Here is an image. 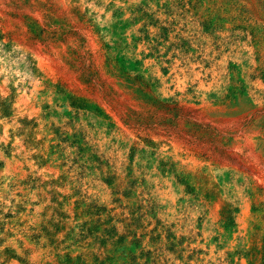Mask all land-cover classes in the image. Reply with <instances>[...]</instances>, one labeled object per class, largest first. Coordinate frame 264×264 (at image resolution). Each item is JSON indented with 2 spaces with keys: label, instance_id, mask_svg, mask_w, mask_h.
I'll return each mask as SVG.
<instances>
[{
  "label": "rangeland",
  "instance_id": "1",
  "mask_svg": "<svg viewBox=\"0 0 264 264\" xmlns=\"http://www.w3.org/2000/svg\"><path fill=\"white\" fill-rule=\"evenodd\" d=\"M61 1L0 0V264H264V0Z\"/></svg>",
  "mask_w": 264,
  "mask_h": 264
},
{
  "label": "bare ground",
  "instance_id": "2",
  "mask_svg": "<svg viewBox=\"0 0 264 264\" xmlns=\"http://www.w3.org/2000/svg\"><path fill=\"white\" fill-rule=\"evenodd\" d=\"M65 1L66 0H62L61 3L65 2ZM37 55L39 57L40 64L44 69L52 68V63L49 61V58L46 57V55H44V53L40 49L37 51ZM53 66H55V65H53ZM56 67H58V66H56ZM52 70H54V69H52ZM249 107H250V105H248L247 103H244L243 105L241 104L239 106L234 105V106L226 107V108L215 111L214 117H220V119H225L227 121H230V120L236 119L238 116L240 117L241 116L240 114L243 111H245L246 109H248ZM247 137L255 145L261 146V150L264 153V135L261 134L260 131L255 129V131H253V133L248 134Z\"/></svg>",
  "mask_w": 264,
  "mask_h": 264
}]
</instances>
